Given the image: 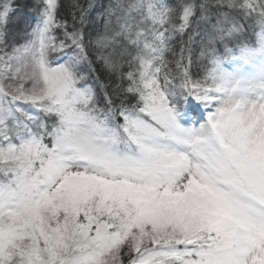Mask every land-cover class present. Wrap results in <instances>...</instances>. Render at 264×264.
Masks as SVG:
<instances>
[{
  "label": "rangeland",
  "instance_id": "obj_1",
  "mask_svg": "<svg viewBox=\"0 0 264 264\" xmlns=\"http://www.w3.org/2000/svg\"><path fill=\"white\" fill-rule=\"evenodd\" d=\"M46 29L41 35L30 31L23 44L11 47L6 62L14 84L6 90L26 103L58 106L66 83L61 70L45 72L40 50ZM256 60L260 68L254 75L230 72L220 97L205 93L210 106L200 125L201 111L191 122L179 116L165 93L161 96L165 83L156 71L146 88L151 112L131 128L133 137L122 132L115 142V131L100 129L68 136L60 145L64 159L55 160L49 172L60 171L58 178L42 202L41 195L28 193L31 188L25 196L1 194L0 209L16 204H9L14 207L6 215L0 211V221L6 222L0 264H15V258L20 264H102L103 255L104 264H121L114 252L123 242L140 251L171 241L186 250L187 260L204 245L196 252L205 264H264V58ZM80 134L86 136L78 145ZM125 142L135 152L131 157L116 153ZM19 156L0 149V164ZM93 198L106 209L116 201L123 217L133 216L122 235H109L87 218L79 224L83 204ZM179 218L186 221L179 225ZM88 236H100L89 250L70 246ZM163 257L154 251L135 264H163Z\"/></svg>",
  "mask_w": 264,
  "mask_h": 264
},
{
  "label": "trees",
  "instance_id": "obj_2",
  "mask_svg": "<svg viewBox=\"0 0 264 264\" xmlns=\"http://www.w3.org/2000/svg\"><path fill=\"white\" fill-rule=\"evenodd\" d=\"M263 8L264 0H0V149L20 155L0 164V197L32 192L42 202L60 172L49 173L55 160L64 159L60 145L80 129L115 131V142L122 132L132 136L131 128L151 112L146 88L156 71L165 83L161 96L165 93L180 115L206 106L207 92L220 97L228 70L242 64L260 68L256 59L264 58ZM45 27L40 50L45 72L61 70L66 83L58 106L26 103L6 90L14 84L6 62L11 47L23 44L30 31L41 35ZM84 137L80 134L78 145ZM99 201L83 204L79 224L88 219L109 235H122L133 216L123 217L116 201L107 209ZM9 204L6 211L0 209L4 215L14 207ZM34 225L39 227L37 221ZM5 228L0 221V233ZM97 238L73 240L70 246L87 251ZM204 248L195 247L187 260L186 250L175 241L140 251L123 242L114 254L121 264H135L154 251L164 256L163 264H205L196 252ZM103 256L102 264L107 261ZM15 264H20L18 258Z\"/></svg>",
  "mask_w": 264,
  "mask_h": 264
}]
</instances>
